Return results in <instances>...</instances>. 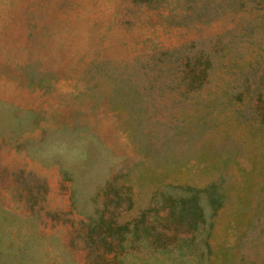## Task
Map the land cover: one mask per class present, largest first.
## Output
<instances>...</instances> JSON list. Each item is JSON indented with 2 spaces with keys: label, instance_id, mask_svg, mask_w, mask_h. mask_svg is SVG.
<instances>
[{
  "label": "rangeland",
  "instance_id": "1",
  "mask_svg": "<svg viewBox=\"0 0 264 264\" xmlns=\"http://www.w3.org/2000/svg\"><path fill=\"white\" fill-rule=\"evenodd\" d=\"M188 57L209 59L202 84L217 91L253 69L264 80V0H0V264H116L88 216L123 221L166 183L219 173L212 249L264 262V134L222 93L195 105ZM114 189L131 205L105 208ZM129 241L124 263L156 255Z\"/></svg>",
  "mask_w": 264,
  "mask_h": 264
},
{
  "label": "trees",
  "instance_id": "2",
  "mask_svg": "<svg viewBox=\"0 0 264 264\" xmlns=\"http://www.w3.org/2000/svg\"><path fill=\"white\" fill-rule=\"evenodd\" d=\"M199 62H203V66H199ZM209 66L207 58L190 60L188 57L179 71V79L188 85L183 91L191 90L195 105L202 92L211 94L207 98L208 101L217 100V94L222 93L225 99L222 100L223 103L235 118L253 129L251 132L258 130L263 135L264 80L261 75L258 76L254 69L245 71L240 85L234 86L229 92L217 91L212 89L211 85L202 84L205 82ZM128 96L131 101L134 95ZM168 122L177 133L191 124L188 113L175 115L171 120L168 119ZM130 134L136 135L132 128ZM165 141L164 134L162 143ZM126 174L129 175L128 169ZM224 183L225 178L220 173L218 177L200 185L188 181L163 183L158 196H154L147 207H139L137 214L119 222L115 219L106 220L102 214L98 217L91 215L87 217L85 224L89 230L103 226L108 231L110 238L102 237L100 241L107 251L112 252L111 257L116 260V264H226L227 255L218 249H212L209 243L213 216L223 207L227 196ZM123 198L130 206V195L124 197L118 189H114L112 195L103 199L101 204L107 208V204L118 205ZM129 239H137L140 242L149 240L148 243L156 255L148 253V257L139 263H124L119 258L117 248L127 247Z\"/></svg>",
  "mask_w": 264,
  "mask_h": 264
}]
</instances>
